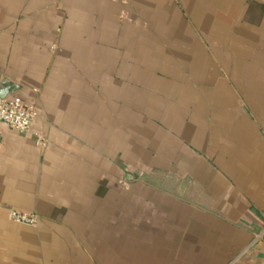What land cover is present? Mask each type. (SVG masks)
Listing matches in <instances>:
<instances>
[{
  "label": "crops",
  "instance_id": "obj_1",
  "mask_svg": "<svg viewBox=\"0 0 264 264\" xmlns=\"http://www.w3.org/2000/svg\"><path fill=\"white\" fill-rule=\"evenodd\" d=\"M0 79V264H264V0H0Z\"/></svg>",
  "mask_w": 264,
  "mask_h": 264
},
{
  "label": "built area",
  "instance_id": "obj_2",
  "mask_svg": "<svg viewBox=\"0 0 264 264\" xmlns=\"http://www.w3.org/2000/svg\"><path fill=\"white\" fill-rule=\"evenodd\" d=\"M38 116L36 103L28 102L15 93L0 99V125L5 124L19 133H26ZM43 143V137L37 134V144L43 145ZM9 217L14 222L31 226L36 225L38 221L36 214L16 210H11Z\"/></svg>",
  "mask_w": 264,
  "mask_h": 264
},
{
  "label": "water",
  "instance_id": "obj_3",
  "mask_svg": "<svg viewBox=\"0 0 264 264\" xmlns=\"http://www.w3.org/2000/svg\"><path fill=\"white\" fill-rule=\"evenodd\" d=\"M18 89V85L11 83L7 80L0 79V99L14 94Z\"/></svg>",
  "mask_w": 264,
  "mask_h": 264
}]
</instances>
